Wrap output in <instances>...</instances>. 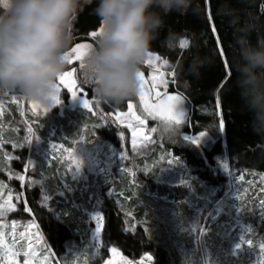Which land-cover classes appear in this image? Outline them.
Listing matches in <instances>:
<instances>
[{
	"label": "trees",
	"instance_id": "trees-1",
	"mask_svg": "<svg viewBox=\"0 0 264 264\" xmlns=\"http://www.w3.org/2000/svg\"><path fill=\"white\" fill-rule=\"evenodd\" d=\"M95 6L94 0L80 13L73 46L95 45L99 35L91 33L102 27ZM228 10L241 23L251 18L257 25L253 44L264 39V0H192L185 14L165 16L151 52L170 62L175 76L169 91L185 98L190 113L182 128L153 120L157 142L142 155L112 148L117 128L109 116L128 111L137 96L119 107L101 103L85 83L84 60L75 65L77 78L100 105L103 116L97 119L77 112L52 125L23 111L22 95L0 91V205L6 209L1 217L15 221L17 231L35 221L61 264H101L109 247L130 260L151 254L153 264H264V213L258 203L264 198L258 191L264 181V138L253 133L252 115L235 86V26ZM170 33L175 44L169 43ZM185 39L189 46L181 48ZM194 61L201 65L196 75L190 70ZM101 123L105 126L96 127ZM18 126L24 136L13 134ZM202 131L212 139L204 149L183 140L184 134ZM99 135L105 144L96 147L93 139ZM220 161H227V170ZM21 175L25 180L17 179ZM96 212L105 221L101 249L88 237Z\"/></svg>",
	"mask_w": 264,
	"mask_h": 264
},
{
	"label": "clouds",
	"instance_id": "clouds-1",
	"mask_svg": "<svg viewBox=\"0 0 264 264\" xmlns=\"http://www.w3.org/2000/svg\"><path fill=\"white\" fill-rule=\"evenodd\" d=\"M94 0H0V91L22 95L38 106L55 105L57 83L64 74L81 12ZM92 9L103 31L84 57L85 83L104 104L119 107L141 88V72L152 43L172 12L185 14L192 0H95ZM235 26L234 67L242 107L251 113V128L264 138V39L256 44L251 18ZM175 44V34L169 35ZM199 61L190 67L198 74Z\"/></svg>",
	"mask_w": 264,
	"mask_h": 264
},
{
	"label": "rangeland",
	"instance_id": "rangeland-1",
	"mask_svg": "<svg viewBox=\"0 0 264 264\" xmlns=\"http://www.w3.org/2000/svg\"><path fill=\"white\" fill-rule=\"evenodd\" d=\"M156 56H159V55L151 52L150 58L153 59V64L149 65L146 63L147 65H149L148 72H146L145 70L142 69V71L145 74L146 81H149V83H145V85H144L145 102L149 106H153L155 103H157V100L155 97V92L160 91L162 93L164 91L163 88H158V87L154 86V85L158 84L161 73L164 74V79H166L168 81V88H167L168 94L169 95H180L178 93H173V92L169 91L170 83L172 81L171 77L173 76L172 75L173 72L169 68L171 65L170 62L161 56H159L160 60H155L154 57H156ZM164 61H168V63L164 64L163 63ZM157 68H158V70H157ZM65 71H67V70H65ZM153 75L156 76L155 81H153V79H152ZM76 79H77L76 89H77L78 97L73 98L71 96V94L67 91L66 88H64L63 86H60L59 96H60L62 103H60L58 105L55 104L53 107L48 108L49 111L47 113H45L44 112L45 107L38 106L34 102L26 99L25 97H22L23 111H25L26 113H30L33 116H36L39 118L41 117V118L47 120L49 122V124H52V125H54L56 120H61V121L66 123L68 115L69 114H76L77 112L86 113L92 119H97L99 117H102L103 115L101 113L99 103L96 102L94 99L88 97V96L85 97L84 93H81L79 91V89L82 85L79 83L77 75H76ZM57 84H59V81ZM150 89H151V91H149ZM4 92H10V91H4ZM136 96H137V103L133 102L131 104L134 105V111L136 112V114L141 116V118L145 120V123L143 125H138V124L135 125L137 128L135 147L132 144V130L130 128H127L125 126V124L120 123V120H123L126 123H135V121L133 120L131 115L128 114L129 109L126 112H121L119 110H115V111L111 112L109 115L111 121L113 122V124L117 128V129H115V134H116L117 138H116V140L115 139L112 140V142H113L112 148H115V150H117V151H120L121 149H126L131 156H136V155L139 156V155H142L144 153L149 152L156 145V142H157L156 132L151 131V129L156 128V123L152 122L154 119L149 117L147 115V113L143 110V105L141 104L139 95L137 94ZM180 96H182V95H180ZM9 98L11 100H13L16 97L15 98L9 97ZM83 98H88L90 101H92V105H93V111L92 112H89L88 109H85L83 107V103H82ZM182 107L184 108L187 115H186L185 123L183 125L178 126L180 128L184 127L188 123V119H189V113L190 112H189V108L187 106V102H186L185 98H184V102H183ZM120 113H125V115L120 116V120H118L117 116ZM121 132H123L125 134L124 139H122L120 136ZM13 134H16L17 136L18 135L24 136L25 135L24 127L18 126L17 130L15 132H13ZM184 135L196 136V135H192V134H184ZM117 141H119V142H117ZM211 142H212L211 137L209 135H207L205 137L204 141L198 147L201 149H204L207 146H209V144ZM32 143H34V141L31 139V144ZM101 143H104V138L102 136L99 135L93 139L94 146L100 147ZM121 151H123V150H121ZM67 155H68V158L75 161V155L72 151H69L67 153ZM96 216H102L103 217L102 230L98 234L96 233V227H97V224L99 223V221L94 219V217H96ZM91 217H92L91 221L93 223V227L90 230L88 237H89L90 243L92 244L94 249H101L103 247L102 234H103V228H104V223H105L104 216L101 212H96V213L92 214ZM0 218H1L0 219V225L4 226L2 230L6 234L7 242L10 244L12 243V240H13V230L15 231L16 249L21 252V255L16 257L19 264H24V261L26 259H29V258L33 259L34 262L36 259H42L43 257L40 256V249L42 246L47 248V251L44 252V255L49 256V264H61V261L56 260V256L51 251V248L49 247L48 242L46 241V239L44 238L43 235H42L44 238L43 242H37L35 240V237L32 236V234L37 231V228L29 227V225H32V224L38 225L35 221H29L27 226L24 227L25 229L17 231L15 228L18 226V224L15 221L9 220V219H3L1 216H0ZM38 230H39V228H38ZM39 232H40V230H39ZM21 233H26L31 238L33 245L36 249V255L35 256L25 257L23 255V251L29 250V249L27 247L28 241L24 240L21 237V235H20ZM111 248H113V247L108 248L109 257L107 259H105L101 264H106L107 260H113L114 264H120L121 256L123 258H126L125 256L122 255V253L118 249L117 250L119 252V255L113 254L110 251ZM149 255L152 257V260L151 261L145 260V257L149 256ZM53 257H54V259H53ZM126 259H128V258H126ZM128 260H130V259H128ZM153 260H154L153 255L146 254L145 256L141 257L138 260H131V261H133L134 264H139L140 261H144V264H153Z\"/></svg>",
	"mask_w": 264,
	"mask_h": 264
},
{
	"label": "snow or ice",
	"instance_id": "snow-or-ice-1",
	"mask_svg": "<svg viewBox=\"0 0 264 264\" xmlns=\"http://www.w3.org/2000/svg\"><path fill=\"white\" fill-rule=\"evenodd\" d=\"M102 31H103V28L101 27L98 31H93L91 33V36L96 37L97 35H101ZM212 31L213 32L216 31L214 25L212 26ZM216 39L219 40L220 37L217 36ZM188 46H189V41H187L186 39L181 41V43H180L181 48H187ZM91 48H92L91 45L89 43H86V42L76 43L74 46H72L70 52L68 53V57H67V64L70 67L60 77L59 84H57V95L55 97V104L56 105L62 103L60 96H59L60 86H63L64 88H66L67 91L71 94V96L73 98L78 97V93H77V89H76V86H77V79H76L77 69H76L75 65L77 62L84 60V57L91 50ZM223 51H224L223 48H221L220 52L223 53ZM154 59L160 60V57L156 56V57H154ZM145 63L152 65L153 59L150 58ZM163 63L167 64L168 61H164ZM224 65L225 66L228 65L227 60L224 61ZM80 67L83 68L84 65L80 64ZM157 70H158V68H157ZM225 74L230 76L231 71L228 70V71H226ZM140 75H141L142 83H141V88H140L138 95L140 97L141 104L143 105V110L147 113V115L154 120L161 121L168 128H175V127H178L180 125H183L185 123L186 115H187L184 108L182 107L183 102H184V98L180 95H169L168 94V92H167L168 81L166 79H164V74L163 73L160 74L158 84L154 85L155 87L163 88L164 91L162 93L160 91L155 92V97H156L157 103H155L153 106H149L145 102L144 85H145V83H149V81H146L145 74L143 71L141 72ZM172 75L175 76V72H173ZM152 79H153V81H155L156 76L153 75ZM79 91L81 93H84L85 97L87 96V91L83 86L80 87ZM149 91H151V89ZM82 103H83V107L85 109H88L89 112L93 111L92 101H90L88 98H83ZM217 103H219L218 97H217ZM128 109H129L128 114L131 115V117L133 118L135 123H126L125 121L120 120V116L125 115V113H120L117 116V119L120 120V123L125 124V126L127 128H130L132 130V144L135 147L136 135H137V128L135 125L136 124L143 125L145 123V120L142 119L141 116L136 114V112L134 111V105L133 104H131V103L128 104ZM48 111H49V109L47 107H45L44 112L47 113ZM103 126H105L103 123L96 125V127H103ZM223 129H224V122H223V119L221 118L219 121V130L223 131ZM151 131L156 132L157 129L153 128V129H151ZM28 132L31 133L32 129L28 128ZM120 136L122 139H124V133L123 132L120 133ZM206 136H207V132L202 131L196 136L184 135L183 140L188 141L189 143H191L193 145L199 146L204 141ZM28 143H31V141H28ZM58 147H62V146L52 145L53 149H57ZM8 159L11 160V159H13V157L9 156ZM169 162L171 163V161H169ZM28 163H29V165H31V161H29ZM220 164L225 170L228 169L227 161H220ZM77 166H79L78 162H77ZM17 179L23 181V180H25V177L23 175H21V176H18ZM243 179H244V177L241 176L240 180H243ZM258 191L260 192L261 197H264V181L261 182V185H260ZM258 203H259V209H260L261 213H264V198H259ZM7 210H12V206H9V208ZM5 211H6V209L4 208V206L0 205V216H3L5 214ZM94 219L99 221V223L97 224V227H96V233L98 234L102 230L103 217L102 216H96V217H94ZM3 227H4L3 225H0V264H19L16 257L21 255V252L16 249L15 231L13 230V240H12V243L10 244L6 240V234L2 230ZM29 227L37 228V231L35 233H33L32 236L35 237V240L37 242H43L44 238L38 230V225L32 224V225H29ZM128 230L132 231L133 229L129 228ZM20 235L24 240L28 241L27 247L29 250L23 251V255L25 257L35 256L36 255V249L33 245L31 238L29 237V235L26 233H21ZM247 243L250 245L251 241H247ZM260 248L262 251H264V244H261ZM46 251H47V248L42 246L40 249V256H42L43 258L42 259H36L35 262L33 261V259L29 258V259H26L24 261V264H49V256L44 255V252H46ZM110 251L115 255H119L118 250L114 247L111 248ZM145 260L151 261L152 257L150 255L146 256ZM106 264H114V261L113 260H107ZM120 264H134V262L131 260H128L126 258H123L121 256ZM139 264H144V261H140Z\"/></svg>",
	"mask_w": 264,
	"mask_h": 264
}]
</instances>
